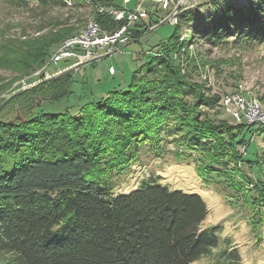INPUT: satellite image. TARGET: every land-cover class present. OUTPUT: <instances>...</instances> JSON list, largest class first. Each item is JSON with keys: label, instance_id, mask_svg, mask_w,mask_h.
Instances as JSON below:
<instances>
[{"label": "trees", "instance_id": "trees-1", "mask_svg": "<svg viewBox=\"0 0 264 264\" xmlns=\"http://www.w3.org/2000/svg\"><path fill=\"white\" fill-rule=\"evenodd\" d=\"M68 1L2 0L9 9L42 16L50 6ZM106 3L120 5L113 0L96 5ZM212 10L208 25L188 27L197 20L196 10L180 7L161 56L151 55L125 91L86 102L75 115L46 113L36 106L37 100L67 96L71 72L16 93L3 106L0 112L14 110L17 116L0 117V264H190L219 245L221 227H202L209 210L198 193L170 190L156 177L142 179L128 193L114 191L117 180L137 162L138 149L158 145L170 127L178 135L175 141L199 154L203 173L231 177L219 160L229 154L231 142L193 113L194 104L208 100L203 94H187L174 56L201 34L213 46L264 45V0L243 6L214 4ZM42 16L33 34L23 25L17 36L6 33L10 24L0 28V72L10 73L8 81L0 73V92L40 67L51 48L80 25L67 17L46 22ZM92 17L104 31L117 27L95 5ZM184 24L187 39L180 34ZM142 34L132 30L131 39ZM162 72L173 84L166 85ZM138 74L143 78L136 81ZM179 83L183 95L175 87ZM188 95L193 103L187 107L180 99ZM221 144L228 152H222ZM221 255H230L229 249L223 248ZM237 263L223 258L212 264Z\"/></svg>", "mask_w": 264, "mask_h": 264}, {"label": "rangeland", "instance_id": "rangeland-1", "mask_svg": "<svg viewBox=\"0 0 264 264\" xmlns=\"http://www.w3.org/2000/svg\"><path fill=\"white\" fill-rule=\"evenodd\" d=\"M69 1L70 4L50 6L42 16L38 11L9 9L0 0V28L10 24L6 33L17 36L23 25L26 27L24 29L33 34L41 16L46 22H63L67 17L73 24L79 22L76 31L79 32L93 21L94 5L99 0L95 4L93 0ZM136 1L131 0L128 6H136ZM142 1L143 7L150 15H155L158 21L146 27L140 24L135 30L143 31L142 36L113 46L111 53L100 54L107 56L71 70V92L54 102L37 100L36 106L40 110L52 114L68 112L75 115L86 102L98 100L114 90L125 91L133 73L151 55L161 56V45L172 35L175 26L168 20L162 23L169 10L157 8L154 0ZM113 2L119 4L121 0ZM228 2L243 6L247 2L256 3L257 0H174V5L195 8L197 20L188 24L189 27L197 22L208 25L209 17L214 15L212 6H223ZM188 27L185 24L181 26L182 39H187ZM197 39L176 53L174 57L179 61L174 66L178 68L180 81L184 83L182 86L188 88L187 94H203L208 100L202 105L194 104L193 113L197 114L199 121L210 124L214 133L231 142L227 147L229 154L219 158L231 177L222 176L223 172L203 173L197 164L200 160L196 156L199 154L183 147L184 144H180L183 141H175L178 135L170 127V131L163 130V139L158 145H143L138 149L137 162L117 180L114 191L128 193L136 189L142 179L156 177L159 183L170 190L198 193L206 201L209 210L202 227L220 226L221 241L211 254L190 264L218 263L223 258H231L237 264H264V124H247L235 118L232 114L234 104L224 103L225 98H231L239 90L248 102L258 101L264 110V45L223 42L213 46L205 41L202 34ZM55 47L51 48L43 64L34 72L5 87L0 92V100L47 82L57 72L72 66V59L49 64V56ZM0 73L6 81L9 80V72ZM164 74L162 72L160 76L163 78ZM135 76L136 81L143 78L139 74ZM164 78L167 86L173 81L167 75ZM139 81L143 82L142 79ZM179 85L175 87L180 91ZM180 94L183 95L181 91ZM192 96H181V104L187 107L191 105ZM15 115L17 111L14 110L0 112V117L7 119ZM219 147H222L223 153L228 152L222 144ZM223 237H228L229 242H224ZM223 248H228L230 255H221ZM233 253L236 256H232Z\"/></svg>", "mask_w": 264, "mask_h": 264}, {"label": "built area", "instance_id": "built-area-1", "mask_svg": "<svg viewBox=\"0 0 264 264\" xmlns=\"http://www.w3.org/2000/svg\"><path fill=\"white\" fill-rule=\"evenodd\" d=\"M129 2L130 0H121L119 6L114 3L97 4L96 11L110 16L117 27L107 32L102 30L95 21H90L83 30L59 42L49 56V64L72 59L71 64L74 65L86 60L97 59L102 56L100 54L103 52L111 53L113 46L116 47L131 40V31L135 30L143 20L149 18L150 12L143 7L142 0L132 8L127 7ZM155 3L161 10H169L166 20L175 25L178 21L180 4L174 5V0H155ZM157 21V19H150L149 25ZM110 71L112 72L113 69L110 68ZM46 75L49 77L48 73ZM241 94L242 92L238 90L231 98L224 99V103L234 104L233 116L242 119L247 124H264V110L259 102H248Z\"/></svg>", "mask_w": 264, "mask_h": 264}, {"label": "water", "instance_id": "water-1", "mask_svg": "<svg viewBox=\"0 0 264 264\" xmlns=\"http://www.w3.org/2000/svg\"><path fill=\"white\" fill-rule=\"evenodd\" d=\"M165 20H162V23L165 22ZM155 28V27H154ZM153 28V29H154ZM82 65V63H77V64H74L62 71H60L59 73L55 74L53 77H56V76H59V75H63V74H66V73H69L71 70H76L78 69L80 66ZM10 98H7L5 99L1 104H0V110L3 108V106L9 101Z\"/></svg>", "mask_w": 264, "mask_h": 264}, {"label": "crops", "instance_id": "crops-1", "mask_svg": "<svg viewBox=\"0 0 264 264\" xmlns=\"http://www.w3.org/2000/svg\"><path fill=\"white\" fill-rule=\"evenodd\" d=\"M154 2H155V0H154ZM129 3H131V0H130V2ZM128 3V4H129ZM136 3H138V0L136 1ZM121 4V3H120ZM128 4H127V7H129V8H132V7H134L135 5H133V6H128ZM144 5V4H143ZM158 8V7H157ZM150 19H157V17L155 16V15H150V17L149 18H147V19H145V20H143V22L141 23V25H145L144 27H146V26H148L149 25V22H150ZM104 56H107V54H105ZM104 56H102V57H104ZM98 59V58H97ZM96 59H90V60H86V61H83L82 62V65L81 66H83V65H85V64H87V63H91V62H93V61H95ZM74 62V61H73ZM72 63V62H71ZM70 63V64H71ZM80 66V67H81ZM111 72V71H110ZM58 73V72H57Z\"/></svg>", "mask_w": 264, "mask_h": 264}]
</instances>
